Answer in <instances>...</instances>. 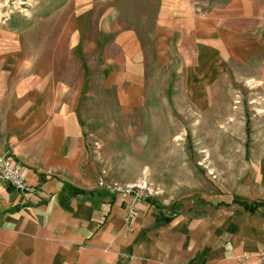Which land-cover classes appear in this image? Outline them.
Masks as SVG:
<instances>
[{"label": "crops", "instance_id": "obj_1", "mask_svg": "<svg viewBox=\"0 0 264 264\" xmlns=\"http://www.w3.org/2000/svg\"><path fill=\"white\" fill-rule=\"evenodd\" d=\"M207 5L70 0L44 28L0 22V152L33 186L25 198L0 184V264H259L264 156L246 161L233 191L172 209L143 200L130 223L98 185L118 180L95 159L89 111L112 104L116 124L133 117L153 64L197 106L230 64H255L248 77L264 85V0Z\"/></svg>", "mask_w": 264, "mask_h": 264}, {"label": "rangeland", "instance_id": "obj_2", "mask_svg": "<svg viewBox=\"0 0 264 264\" xmlns=\"http://www.w3.org/2000/svg\"><path fill=\"white\" fill-rule=\"evenodd\" d=\"M69 1L0 0V22L44 28ZM196 1L202 7L214 2ZM255 72V64L252 70L230 64L207 104L197 106L184 99L175 72L153 64L151 95L133 117L116 124L109 103L104 112L89 111L98 116L89 121L96 161L116 182L142 186L146 197L168 209L233 191L246 161L264 156V85L248 77Z\"/></svg>", "mask_w": 264, "mask_h": 264}, {"label": "built area", "instance_id": "obj_3", "mask_svg": "<svg viewBox=\"0 0 264 264\" xmlns=\"http://www.w3.org/2000/svg\"><path fill=\"white\" fill-rule=\"evenodd\" d=\"M0 184L13 188L25 198L29 197L33 191V186L29 183L23 166L10 152H0ZM98 185L108 193L116 195L125 204L128 211V223L131 222L136 212L137 204L146 199L144 188L137 184H123L116 181H108L101 177L98 180ZM255 256L259 264H264V245ZM246 257H250V255Z\"/></svg>", "mask_w": 264, "mask_h": 264}, {"label": "trees", "instance_id": "obj_4", "mask_svg": "<svg viewBox=\"0 0 264 264\" xmlns=\"http://www.w3.org/2000/svg\"><path fill=\"white\" fill-rule=\"evenodd\" d=\"M146 201H148V202H156V200L154 199V198H152V197H146ZM240 203H242L243 204V202H240ZM245 204V206L248 208V209H254L255 208V206H256V203H248V202H245L244 203Z\"/></svg>", "mask_w": 264, "mask_h": 264}]
</instances>
